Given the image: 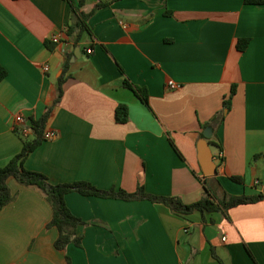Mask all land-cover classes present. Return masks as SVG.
<instances>
[{
  "label": "crops",
  "instance_id": "obj_1",
  "mask_svg": "<svg viewBox=\"0 0 264 264\" xmlns=\"http://www.w3.org/2000/svg\"><path fill=\"white\" fill-rule=\"evenodd\" d=\"M97 2L83 0L93 34L78 39L66 34L76 22L67 0H0L8 72L0 81V167L24 145L16 116L37 119L53 105L45 132L54 135L26 160L53 183L86 179L129 192L141 184L186 203L201 199L206 184L219 198L264 193V4ZM56 33L60 43L51 40ZM240 38H250L245 50ZM125 79L148 88L149 104ZM120 103L129 107L125 123L115 119ZM8 185L15 199L0 212V264H68L67 255L71 264H222L214 254L225 264H264V199L228 216L180 215L150 199L69 192L68 206L85 221L83 244L61 250L42 190L13 176Z\"/></svg>",
  "mask_w": 264,
  "mask_h": 264
},
{
  "label": "trees",
  "instance_id": "obj_2",
  "mask_svg": "<svg viewBox=\"0 0 264 264\" xmlns=\"http://www.w3.org/2000/svg\"><path fill=\"white\" fill-rule=\"evenodd\" d=\"M70 3L73 16L76 18L75 24H70L66 30L68 36L76 33L79 39L84 31L93 34L92 28L88 23V19L92 11H85L82 9L83 0L78 3L75 0H67ZM115 0H98L96 8L105 6ZM246 4L261 5L264 0H244ZM250 43V38H240L237 42V47L240 50H245ZM68 63L65 64V69ZM65 69L62 76L59 78L57 85V96L54 100L58 102L63 93V82L65 81ZM8 72L7 69L0 64V81H2ZM124 84L131 88L137 96L146 104H149V91L146 86L138 85L125 79ZM234 89H232V93ZM229 104V101L226 102ZM53 105H48L46 111L37 119H30V127L32 128L33 138L24 136V145L20 152L16 153L4 166L0 167V212L4 206L15 199V194L8 185V178L13 176L23 185H35L39 187L44 193L46 199L52 207V217L47 223V227H56L58 229V236L55 240V247L61 250L67 248L69 244L82 246L83 235L79 233V225L85 221L73 213L66 201V195L69 192H78L83 195H94L99 197L121 198L125 200L134 199H150L152 201L163 202L170 209L180 215H188L199 210L201 212L222 211L228 216L229 210L237 205L245 203H254L264 199V193L255 194H226L224 197H217L212 189L206 184L204 196L192 203L184 202L179 196L174 195H156L148 192L143 185H139L137 190L129 192L123 188L112 187L110 189H103L95 185L93 182L86 179H78L74 181H63L53 183L49 177L37 170L29 169L26 166L28 156L42 143L45 139V128L48 119L51 115ZM115 119L117 122L125 123L129 119V107L126 103L118 104L115 110ZM215 120V117L214 119ZM15 130L19 132L18 128ZM236 182L243 183L241 176H232ZM222 263L223 260L214 254ZM68 264H71V257L67 255Z\"/></svg>",
  "mask_w": 264,
  "mask_h": 264
},
{
  "label": "built area",
  "instance_id": "obj_3",
  "mask_svg": "<svg viewBox=\"0 0 264 264\" xmlns=\"http://www.w3.org/2000/svg\"><path fill=\"white\" fill-rule=\"evenodd\" d=\"M51 40L53 42H57L60 43L61 42V34L60 33H56L54 35L51 36ZM88 52H92V49H87ZM45 70L49 69V65H45L44 66ZM169 85L172 88H175L177 86H179V84L174 81V80H170L169 81ZM15 127L18 128L19 133H21L24 136H28L31 132H32V128L30 127V121H28L23 115L19 114L16 116L15 119ZM54 135V132L49 131L45 133V139L47 138H51ZM223 239H226V237H223Z\"/></svg>",
  "mask_w": 264,
  "mask_h": 264
},
{
  "label": "water",
  "instance_id": "obj_4",
  "mask_svg": "<svg viewBox=\"0 0 264 264\" xmlns=\"http://www.w3.org/2000/svg\"><path fill=\"white\" fill-rule=\"evenodd\" d=\"M206 135H209L207 132L205 133ZM217 171V168H215V172Z\"/></svg>",
  "mask_w": 264,
  "mask_h": 264
}]
</instances>
